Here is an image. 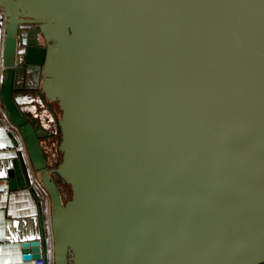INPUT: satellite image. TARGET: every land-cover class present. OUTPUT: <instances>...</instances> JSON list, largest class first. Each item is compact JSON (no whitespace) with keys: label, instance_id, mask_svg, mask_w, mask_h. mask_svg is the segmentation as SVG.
<instances>
[{"label":"water","instance_id":"water-1","mask_svg":"<svg viewBox=\"0 0 264 264\" xmlns=\"http://www.w3.org/2000/svg\"><path fill=\"white\" fill-rule=\"evenodd\" d=\"M0 11L7 180L37 202L26 258L264 264V0ZM55 135L52 161L43 141Z\"/></svg>","mask_w":264,"mask_h":264},{"label":"crops","instance_id":"crops-1","mask_svg":"<svg viewBox=\"0 0 264 264\" xmlns=\"http://www.w3.org/2000/svg\"><path fill=\"white\" fill-rule=\"evenodd\" d=\"M10 128L0 125V264H34L26 258L21 243L38 235L37 202L28 187L11 189L7 180L9 161L16 155L9 137ZM17 133V132H15ZM10 152H2L3 149ZM45 225L49 229L48 208L42 197Z\"/></svg>","mask_w":264,"mask_h":264},{"label":"built area","instance_id":"built-area-1","mask_svg":"<svg viewBox=\"0 0 264 264\" xmlns=\"http://www.w3.org/2000/svg\"><path fill=\"white\" fill-rule=\"evenodd\" d=\"M1 12V11H0ZM0 70H1V60H0ZM3 123H6V125L10 128V129H14L16 130L13 125L9 122L6 114H5V111L0 103V125H2ZM23 151H25L24 147L22 148ZM2 152H10L11 149H3L1 150ZM37 188H38V191L40 192V195L41 197H45L46 199V202H47V208L49 209V201H48V197L47 195L45 194V192L43 191V189L41 188V186L39 184H37ZM34 264H44L42 258H39V259H35V263Z\"/></svg>","mask_w":264,"mask_h":264},{"label":"trees","instance_id":"trees-1","mask_svg":"<svg viewBox=\"0 0 264 264\" xmlns=\"http://www.w3.org/2000/svg\"><path fill=\"white\" fill-rule=\"evenodd\" d=\"M48 140L50 141L49 146H50V147H53L54 144H55V140H52L51 138L48 139ZM48 155H49V157L51 158L52 161H54L53 159L56 158V156L54 155V152H52V154H48ZM55 180L57 181V183H58L59 186L61 187L63 193H65V192H64V186H66V185L63 184V183H61V182H59V179H58L57 177H55Z\"/></svg>","mask_w":264,"mask_h":264},{"label":"flooded vegetation","instance_id":"flooded-vegetation-1","mask_svg":"<svg viewBox=\"0 0 264 264\" xmlns=\"http://www.w3.org/2000/svg\"><path fill=\"white\" fill-rule=\"evenodd\" d=\"M56 137H57V135H55V136L52 137L51 139H52V140H56ZM49 143H50V141H49L48 139H46V140L43 141V144H44L45 148L48 150V154H52V152H54V155L56 156V158L53 159V160L55 161V160L57 159V157H58V153H56V152L54 151L53 147H50V146H49Z\"/></svg>","mask_w":264,"mask_h":264},{"label":"rangeland","instance_id":"rangeland-1","mask_svg":"<svg viewBox=\"0 0 264 264\" xmlns=\"http://www.w3.org/2000/svg\"><path fill=\"white\" fill-rule=\"evenodd\" d=\"M64 192H65V195H67V196L69 195V190L66 186H64Z\"/></svg>","mask_w":264,"mask_h":264},{"label":"snow or ice","instance_id":"snow-or-ice-1","mask_svg":"<svg viewBox=\"0 0 264 264\" xmlns=\"http://www.w3.org/2000/svg\"><path fill=\"white\" fill-rule=\"evenodd\" d=\"M0 175H3V173H0Z\"/></svg>","mask_w":264,"mask_h":264}]
</instances>
